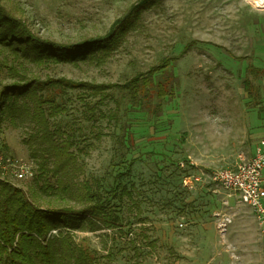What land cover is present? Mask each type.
Here are the masks:
<instances>
[{"label": "rangeland", "instance_id": "1", "mask_svg": "<svg viewBox=\"0 0 264 264\" xmlns=\"http://www.w3.org/2000/svg\"><path fill=\"white\" fill-rule=\"evenodd\" d=\"M139 1L0 3L40 37L76 44L104 38ZM1 50L12 68L27 77L92 84H123L164 58L179 57L168 67L177 80L175 97L164 102L159 118L125 113L129 106L115 89L109 91L113 98L102 103L83 89L42 91L62 109L55 117L45 116L50 130L58 126L71 136L75 161L59 177H50L51 183L70 182L71 193L62 198L41 194L39 202L81 209L84 187L104 199L117 185L130 193L105 202L118 218L116 227L61 231L58 237L90 251L95 264H264L262 227L240 211L245 205L211 180L215 170L231 165L235 152L246 153L264 134V73L248 70L256 60L264 68V10L245 0H164L144 9L103 59L96 53L72 63L36 64ZM12 79L6 70L0 73L3 84ZM245 79L257 91L258 106L248 97ZM21 102L28 111L13 119L5 115L0 125V150L32 161L37 176L39 159L30 155L40 147L34 138V104L29 97ZM117 104V117L109 120ZM17 186L30 194L33 181ZM220 214L232 218L223 235L217 227Z\"/></svg>", "mask_w": 264, "mask_h": 264}, {"label": "trees", "instance_id": "2", "mask_svg": "<svg viewBox=\"0 0 264 264\" xmlns=\"http://www.w3.org/2000/svg\"><path fill=\"white\" fill-rule=\"evenodd\" d=\"M161 1L164 0H140L122 19L113 23L111 31L104 38L87 39L76 44H58L40 37L32 32L24 20L0 3V73L6 70L13 78L9 83L3 84L0 81V125L5 115L13 119L20 112H27L26 104H20L19 100L29 97L33 101L35 112L32 114L36 126L34 138L40 141L38 151H30L32 158L39 159L40 171L32 180L30 194L29 190L0 182V264H95L90 251L71 247L66 238L58 235L61 231L70 230L95 231L98 229L97 225L100 229L116 227L118 218L113 216V212L106 210L105 202L130 196L124 186L111 188L105 199L92 192L89 187H84L82 196L86 205L81 209L69 206L44 207L39 202L41 194H55L62 198V195L71 193L70 182L56 179L55 183H51L50 177H59L60 171L73 167L75 161L73 154L69 152L71 136L61 133L58 126L50 130L45 116L48 112V117H55L62 109L51 95L45 96L42 91L54 93L59 89H83L91 96L98 97V101L102 103L113 98L109 91L115 89L120 94V99L129 106L125 113L140 112L148 117L159 118L164 112V102L175 97L177 80L168 67L179 58H164L158 65L123 84H92L65 78L39 80L27 77L12 68L14 65L2 56L1 49H7L14 58L19 54L36 64L72 63L91 59L96 53L98 59H103L116 49L125 32L133 29L135 19L143 10ZM248 70L253 74L260 72L254 68ZM244 87L248 97L253 100V105L258 106L260 100L257 91H252L249 79L244 80ZM88 110L93 113L91 107ZM119 110L120 105L117 104L108 119L115 120ZM55 231L57 235L52 234Z\"/></svg>", "mask_w": 264, "mask_h": 264}, {"label": "built area", "instance_id": "3", "mask_svg": "<svg viewBox=\"0 0 264 264\" xmlns=\"http://www.w3.org/2000/svg\"><path fill=\"white\" fill-rule=\"evenodd\" d=\"M245 2L257 10H264V0ZM35 174L32 161L17 159L0 150V182L18 187L20 183L32 181ZM199 180L200 178H196L195 181ZM211 180L233 196L240 205L249 208L264 233V136L257 142L253 154L235 152L231 165L215 170ZM189 182L186 179L184 184L188 186ZM216 218L217 227L223 235L232 224V218L224 214L217 215Z\"/></svg>", "mask_w": 264, "mask_h": 264}, {"label": "crops", "instance_id": "4", "mask_svg": "<svg viewBox=\"0 0 264 264\" xmlns=\"http://www.w3.org/2000/svg\"><path fill=\"white\" fill-rule=\"evenodd\" d=\"M256 55H258V54H256ZM255 64H253V66H250L249 68H254V69H257V70H259L260 72H262V73H264V68H263V66H261V65H263V64H261V63H259L257 60L254 62ZM259 72V73H260ZM258 74V73H257ZM264 136V134L262 135V137ZM262 137H260V138H262ZM259 138V139H260ZM259 139H257L256 141H255V143L246 151V153L247 154H249V155H251V154H253V152H254V148H255V146H256V144H257V142L259 141ZM240 211H242V212H245L246 214H247V218H249V219H253V220H255V221H257L256 220V218H255V216L253 215V213H252V211L249 209V208H247V207H243V208H241V210ZM243 220V219H242ZM259 225V224H258Z\"/></svg>", "mask_w": 264, "mask_h": 264}]
</instances>
